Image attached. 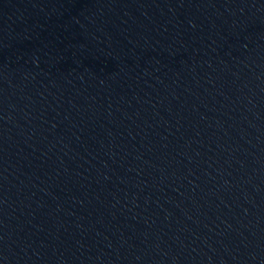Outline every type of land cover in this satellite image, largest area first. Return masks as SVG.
Segmentation results:
<instances>
[{
    "label": "water",
    "instance_id": "95a60500",
    "mask_svg": "<svg viewBox=\"0 0 264 264\" xmlns=\"http://www.w3.org/2000/svg\"><path fill=\"white\" fill-rule=\"evenodd\" d=\"M0 264H264V0H0Z\"/></svg>",
    "mask_w": 264,
    "mask_h": 264
}]
</instances>
